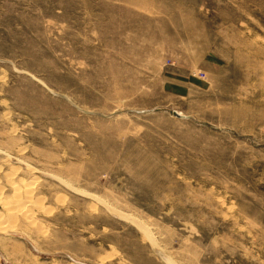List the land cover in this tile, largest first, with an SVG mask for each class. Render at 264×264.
Wrapping results in <instances>:
<instances>
[{
  "label": "rangeland",
  "instance_id": "1",
  "mask_svg": "<svg viewBox=\"0 0 264 264\" xmlns=\"http://www.w3.org/2000/svg\"><path fill=\"white\" fill-rule=\"evenodd\" d=\"M0 172V264H264V0H0Z\"/></svg>",
  "mask_w": 264,
  "mask_h": 264
},
{
  "label": "bare ground",
  "instance_id": "2",
  "mask_svg": "<svg viewBox=\"0 0 264 264\" xmlns=\"http://www.w3.org/2000/svg\"><path fill=\"white\" fill-rule=\"evenodd\" d=\"M180 114V112H179ZM182 114V113H181ZM184 115V114H182ZM12 172V171H11ZM1 173V172H0ZM13 174V173H12ZM3 176V175H2ZM9 176V175H7ZM8 178V177H7ZM3 179V178H2ZM15 180V179H14ZM8 181V180H6ZM11 181V180H9ZM12 182V187L13 188H16L17 187V183L14 184L13 181ZM24 183V182H23ZM22 183V184H23ZM8 184V183H7ZM19 186V185H18ZM26 186V191H25V199H22V197L20 196L21 194H15V191H14V195L15 197L12 198L13 200L10 199V201L8 200H4V198H0V234H5L7 235V233H11L13 232V227L16 225V223L19 222V217H20V212H24V210H22L21 208H18L16 209V207L19 205V204H22L24 201L25 202H31L33 201L32 200V195H33V186L30 185V184H27L25 185ZM3 187V186H1ZM20 187V186H19ZM5 188V187H4ZM35 188V187H34ZM21 189V188H20ZM3 193V192H2ZM6 197V196H5ZM13 197V195L11 196ZM25 204V203H24ZM27 204V203H26ZM23 205V204H22ZM35 205H36V202H35ZM38 206L39 203H37ZM20 207V206H18ZM23 208V207H22ZM21 209L22 211H19V214H18V211ZM26 211V210H25ZM21 213V217L22 219L20 221H22L23 223H26V227L28 229H32L33 227H31V225L34 224V218H32L31 216V212L30 213H27V212H24V213ZM37 226V225H36ZM36 228V227H35ZM25 229V228H24ZM37 230V228H36ZM17 232V231H16Z\"/></svg>",
  "mask_w": 264,
  "mask_h": 264
},
{
  "label": "water",
  "instance_id": "3",
  "mask_svg": "<svg viewBox=\"0 0 264 264\" xmlns=\"http://www.w3.org/2000/svg\"><path fill=\"white\" fill-rule=\"evenodd\" d=\"M174 115H175V116H179V117L181 116V115H180L178 112H176V111L174 112Z\"/></svg>",
  "mask_w": 264,
  "mask_h": 264
}]
</instances>
